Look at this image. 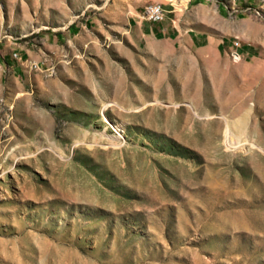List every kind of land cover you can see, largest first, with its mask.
<instances>
[{
  "label": "rangeland",
  "instance_id": "374dc122",
  "mask_svg": "<svg viewBox=\"0 0 264 264\" xmlns=\"http://www.w3.org/2000/svg\"><path fill=\"white\" fill-rule=\"evenodd\" d=\"M0 264H264V0H0Z\"/></svg>",
  "mask_w": 264,
  "mask_h": 264
},
{
  "label": "crops",
  "instance_id": "0c3cea01",
  "mask_svg": "<svg viewBox=\"0 0 264 264\" xmlns=\"http://www.w3.org/2000/svg\"><path fill=\"white\" fill-rule=\"evenodd\" d=\"M214 18L215 16L212 11H207L204 15L202 14L200 17H196L195 22H193L194 25L188 27L184 31L188 35V41L195 46L210 44L213 41V30L215 27ZM134 22L139 30L140 42L144 41L147 44L158 38L172 40L173 43H175L176 41H179L180 37L184 34L182 29L176 25L174 19L169 18L168 20V17L166 16L160 21L149 22L143 19V16H140L139 11H136ZM231 42L232 39L229 37L226 39H220L216 42V48L218 50H225L227 46H232ZM241 48L242 50H245V52H248V47L246 45H242Z\"/></svg>",
  "mask_w": 264,
  "mask_h": 264
},
{
  "label": "built area",
  "instance_id": "2783aa9c",
  "mask_svg": "<svg viewBox=\"0 0 264 264\" xmlns=\"http://www.w3.org/2000/svg\"><path fill=\"white\" fill-rule=\"evenodd\" d=\"M140 16L149 22H156L161 20V14L166 13L165 7H159V1H147L145 6L140 8ZM234 44L238 45L236 41ZM233 58H240V52L235 48L231 51Z\"/></svg>",
  "mask_w": 264,
  "mask_h": 264
},
{
  "label": "bare ground",
  "instance_id": "6f19581e",
  "mask_svg": "<svg viewBox=\"0 0 264 264\" xmlns=\"http://www.w3.org/2000/svg\"><path fill=\"white\" fill-rule=\"evenodd\" d=\"M159 7H162V6H160V3H159ZM165 14H166V13H162V14H161V20L164 18ZM103 119H104L105 121H107V118H106L104 115H103ZM111 127H113V126H111ZM244 129H245V127H244ZM103 133H104V134H107V135L110 134V133H107L105 130H104Z\"/></svg>",
  "mask_w": 264,
  "mask_h": 264
}]
</instances>
